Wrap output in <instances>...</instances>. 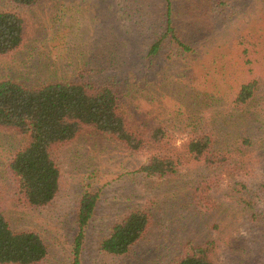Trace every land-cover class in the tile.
Segmentation results:
<instances>
[{"label":"rangeland","instance_id":"374dc122","mask_svg":"<svg viewBox=\"0 0 264 264\" xmlns=\"http://www.w3.org/2000/svg\"><path fill=\"white\" fill-rule=\"evenodd\" d=\"M171 4L169 14L166 0H40L30 8L0 0V12H17L26 23L24 45L0 56V80H113L128 92L123 112L130 126L168 128L171 148L182 156L175 175L147 176L139 169L154 149L133 151L86 129L53 148L58 194L32 208L8 171L24 137L0 128L2 209L15 231L43 238L49 253L39 264H73L86 191L99 199L81 264H173L186 243L209 241L216 264H264V0ZM168 21L188 50L167 35ZM160 39L159 54L150 56ZM251 82L252 101L237 107L241 86ZM205 134L214 140L213 157L222 159L215 166L188 154L189 141ZM249 138L251 148L243 145ZM136 210L152 217L142 239L123 256L101 251L112 227Z\"/></svg>","mask_w":264,"mask_h":264},{"label":"trees","instance_id":"16d2710c","mask_svg":"<svg viewBox=\"0 0 264 264\" xmlns=\"http://www.w3.org/2000/svg\"><path fill=\"white\" fill-rule=\"evenodd\" d=\"M39 1L13 0L21 8L36 6ZM166 1L170 14L171 0ZM167 35L188 50L174 33L171 21H168ZM164 39L151 44L150 56L159 54ZM25 40L26 23L22 15L12 11L0 12V56L18 51ZM256 85V82H251L241 86L234 101L237 107L250 104ZM127 93L110 79L97 82L50 81L39 86L12 79L0 80V128L20 133L25 141L12 157L8 171L17 195L26 206L41 208L53 202L59 191L61 172L52 150L72 142L86 129L115 137L133 151L154 149L155 153L141 166L140 173L166 177L178 172L182 156L175 153L174 146L171 148L168 128H150L145 132L132 128L123 112ZM243 145L251 148L253 144L249 138L243 140ZM187 150L198 160L206 159L204 162L209 166L222 161L220 157L219 160L213 157L217 151L209 134L191 139ZM2 199L0 187V264L41 263L49 253L45 241L35 232L15 231L3 212ZM98 199L99 193L86 191L78 204L73 264H81L86 230ZM151 219L144 210L131 212L101 240V251L113 256L128 254L146 233ZM215 250L213 241L203 245L186 243L181 256L173 264H216L213 259Z\"/></svg>","mask_w":264,"mask_h":264}]
</instances>
